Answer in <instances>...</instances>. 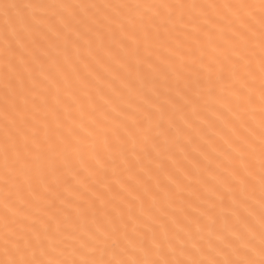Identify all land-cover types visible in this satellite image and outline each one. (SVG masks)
<instances>
[{"label":"snow or ice","instance_id":"6c2138e0","mask_svg":"<svg viewBox=\"0 0 264 264\" xmlns=\"http://www.w3.org/2000/svg\"><path fill=\"white\" fill-rule=\"evenodd\" d=\"M0 264H264V0H0Z\"/></svg>","mask_w":264,"mask_h":264}]
</instances>
